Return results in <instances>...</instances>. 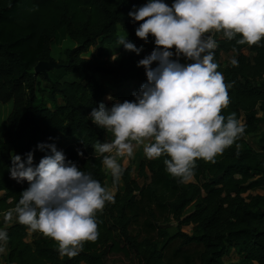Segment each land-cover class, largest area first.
Listing matches in <instances>:
<instances>
[{
  "label": "trees",
  "instance_id": "1",
  "mask_svg": "<svg viewBox=\"0 0 264 264\" xmlns=\"http://www.w3.org/2000/svg\"><path fill=\"white\" fill-rule=\"evenodd\" d=\"M143 1L0 0V102L11 103L0 129L1 223L4 211L29 186L10 177L11 155L25 157L32 151L40 160L47 152L37 148L41 142L55 144L66 160L115 189L114 200L95 214L96 240L83 242L77 255L61 258L52 238L40 232L29 235L27 226L13 218L6 227L4 264H120L111 254L126 257L124 264H264V193L250 191L264 184V160L247 141L260 130L264 38L248 45L237 43L239 34L227 39L211 33L217 42V71L230 85L229 103L221 113H235L245 130L214 162L198 159L192 182L171 177L163 156L141 159L134 178L131 166L122 164L124 156L117 157L124 171L113 183L93 154L92 145L105 142L111 133L88 117L92 108L100 101L111 106L115 99L134 100L133 93L146 82L135 55L110 59L105 53L120 37L136 36L142 21L131 22L128 12ZM165 2L171 5L172 0ZM62 29L65 42L53 57L56 32ZM149 40L154 47V37ZM232 59L238 63L231 64ZM47 60L60 64L70 78L51 79L49 70L35 73L36 64ZM105 77L113 86L109 102ZM171 218L176 230L168 232L164 224ZM186 225L190 233L182 230ZM231 252L237 259L225 261Z\"/></svg>",
  "mask_w": 264,
  "mask_h": 264
},
{
  "label": "clouds",
  "instance_id": "2",
  "mask_svg": "<svg viewBox=\"0 0 264 264\" xmlns=\"http://www.w3.org/2000/svg\"><path fill=\"white\" fill-rule=\"evenodd\" d=\"M128 16L133 23L142 21L135 28L136 36L147 42L151 35L156 47L137 61L145 69L146 82L133 93L134 100L115 99L111 106L100 101L88 114L112 134L110 141L92 145L93 154L110 171L113 183L124 171L117 157H131L137 145H143L148 159L165 157V171L171 177L192 182L198 159L214 162L245 130L235 113L227 117L221 113L229 103L230 85L217 71L213 51L217 42L211 33H222L227 39L239 34L238 44H258L264 38V0H172L171 5L147 0L133 5ZM118 45L137 54L142 50L126 37H120ZM174 55L191 62L181 63ZM37 148L47 150L38 163L32 151L23 159L11 155L10 177L26 180L29 186L4 211L3 220L8 225L15 218L29 231L52 238L61 258L72 257L83 242L96 240L95 214L114 200V194L91 173L66 160L55 144L41 142ZM78 154L84 153L78 150ZM7 240L6 228H0V242Z\"/></svg>",
  "mask_w": 264,
  "mask_h": 264
},
{
  "label": "rangeland",
  "instance_id": "3",
  "mask_svg": "<svg viewBox=\"0 0 264 264\" xmlns=\"http://www.w3.org/2000/svg\"><path fill=\"white\" fill-rule=\"evenodd\" d=\"M64 42H65V32H64L63 29L62 30H58L56 32V36H55V47L53 49V54H52L53 57L56 56L55 53L60 52ZM135 45L138 46L137 44H135ZM151 45H152V43L149 40V43L147 41V43H143L142 46L149 47ZM154 48H152L151 50H147V51L142 49L139 54H137L136 52H135V54L140 60V59L144 58L146 55L150 54ZM119 49L120 48H118V47L111 48L110 49V52H111L110 55L113 56L114 53L117 50H119ZM173 51H174V49H173ZM86 54H89V53H86ZM224 58H226L228 60L231 57H230V55H225ZM179 61L181 63H190L191 62L189 60H186V58L185 59L184 58L183 59L180 58ZM153 63L156 64V62H153ZM49 74H50L51 79H54V80H56V79L57 80H61V79L70 78V76L65 74L64 71L62 70V68H60V67L50 69L49 70ZM105 83L109 84L108 82H105ZM112 90H113V86L112 85H111V87L107 86V94L106 95L110 94L112 92ZM105 101H107V102L110 101L109 99H107V96L105 97ZM10 108H11V103L10 102H8L6 104L0 102V129H1V123L5 119V117L8 114V112L10 111ZM258 114L261 117L259 133L258 134H254V135H249L247 137V141L253 147L256 155L260 159L264 160V104H263V108H261L259 110ZM111 139H112V134H110V136L107 138V140L105 142H108ZM133 143H135V142H133ZM33 156H34V163H38L39 159L35 158L36 155H33ZM23 158H25V157H22V159ZM144 158H146V156L144 155V152H143V145H137V146L134 147L133 155L131 157L125 156L123 161H122V164H123V166L130 165L131 169H132L131 176H133L134 178H138L137 177L138 162L141 159H144ZM12 180L14 182H17L13 178H12ZM24 182L25 183H29L26 180ZM138 182H139V184H141L143 182V179H139ZM106 186H107L108 190L112 191L113 193L115 192V189L110 185L108 180L106 181ZM119 186H120V188H122L121 181H120ZM250 191L252 193H261V194H263L264 193V184L260 185L259 187L253 188V190H250ZM1 216L2 215L0 214V223H1ZM164 227L167 229L168 232L175 231L176 230L175 221L171 218L170 220H168L164 224ZM182 230L185 231V232L190 233L191 232V226L190 225L183 226ZM28 240H30V237H28ZM110 259L111 260L116 259V260H118L117 263H120V264H124V262H128V259H126V257H124L122 254H111L110 255ZM119 259H120V261H119ZM224 259L227 262H232V261H235L237 259V256H236V254L231 252Z\"/></svg>",
  "mask_w": 264,
  "mask_h": 264
},
{
  "label": "crops",
  "instance_id": "4",
  "mask_svg": "<svg viewBox=\"0 0 264 264\" xmlns=\"http://www.w3.org/2000/svg\"><path fill=\"white\" fill-rule=\"evenodd\" d=\"M147 2V0H145V1H143L142 2V5L144 4V3H146ZM126 39L128 40V41H130V42H132V43H134V44H137L138 46L137 47H140L141 49H143V50H145V51H147V50H151L152 48H154V47H152V46H149V47H145V46H142L143 45V43H147V42H145L143 39H141V38H139V37H137V36H132V37H126ZM148 43H149V41H148ZM113 47H118V48H120L119 50H117L115 53H114V55L113 56H111L110 55V49L111 48H113ZM105 53H106V55H107V57L108 58H110V59H112V57H115V56H117V55H119V54H127V53H131V54H133V55H135V57L137 58V60H139V58L136 56V54H135V52L134 51H129V50H126L124 47H123V45H118V43L117 44H115V45H112V46H109V47H107L106 49H105ZM111 56V57H110ZM174 59V58H173ZM102 82H104V84H105V86H106V88H107V86L108 87H111V83H110V79L109 78H103L102 79ZM105 82H108L109 84H106ZM108 95H110V94H108ZM108 95H106L107 97H108ZM105 96V97H106ZM7 227V225H5L4 223H0V228H6ZM31 231H29V235H31ZM0 244H3V247H4V251L3 252H0V264H4V261H3V259H4V257H5V255H6V246H5V243L4 242H0Z\"/></svg>",
  "mask_w": 264,
  "mask_h": 264
},
{
  "label": "water",
  "instance_id": "5",
  "mask_svg": "<svg viewBox=\"0 0 264 264\" xmlns=\"http://www.w3.org/2000/svg\"><path fill=\"white\" fill-rule=\"evenodd\" d=\"M59 66L60 64H57L52 60L39 61L34 68V72L35 73H38V72L46 73L47 70H50L52 68H58Z\"/></svg>",
  "mask_w": 264,
  "mask_h": 264
},
{
  "label": "built area",
  "instance_id": "6",
  "mask_svg": "<svg viewBox=\"0 0 264 264\" xmlns=\"http://www.w3.org/2000/svg\"><path fill=\"white\" fill-rule=\"evenodd\" d=\"M206 36H207V34H205ZM173 58H175V59H180V58H184L183 56H180V57H176L175 55L173 56ZM185 59V58H184Z\"/></svg>",
  "mask_w": 264,
  "mask_h": 264
}]
</instances>
